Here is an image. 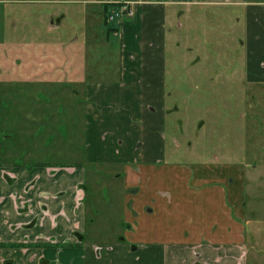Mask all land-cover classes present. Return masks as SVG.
Here are the masks:
<instances>
[{
	"label": "crops",
	"instance_id": "0c3cea01",
	"mask_svg": "<svg viewBox=\"0 0 264 264\" xmlns=\"http://www.w3.org/2000/svg\"><path fill=\"white\" fill-rule=\"evenodd\" d=\"M81 2L94 5L104 24L120 3L129 4L133 14L110 25L116 30L108 28L109 35L103 25L98 30L100 41L116 46L115 65L107 61L88 80L79 71L69 80L82 86L74 91L82 96L80 105L70 110L84 128L85 163L0 171V264H242L245 169L168 163L166 129L176 109L167 103L168 97L208 92L181 73L191 63L187 31L193 29V7L244 6L248 78L264 82V1ZM172 53L178 55L171 62ZM38 57L45 63L50 58L43 52ZM65 60L60 56L54 71ZM113 204L126 228L117 238ZM104 224L111 229L102 231Z\"/></svg>",
	"mask_w": 264,
	"mask_h": 264
},
{
	"label": "rangeland",
	"instance_id": "374dc122",
	"mask_svg": "<svg viewBox=\"0 0 264 264\" xmlns=\"http://www.w3.org/2000/svg\"><path fill=\"white\" fill-rule=\"evenodd\" d=\"M81 1L0 0V171L86 161L84 128L70 110L80 105L82 96L78 98L74 91L82 86L70 85L69 80L78 71L88 80L107 61L118 60L114 42L100 41L98 30L103 25L104 34L109 35L115 29L110 25L122 17L111 20L121 10L117 6L106 14L107 23H101L96 7ZM193 11V29L187 31L191 63L181 73L194 77L195 87L208 92L168 97L169 109L176 110L168 117L167 162L243 165L246 240L242 264H264V82L248 78L244 6L193 7ZM240 11L242 17L235 15ZM178 38L186 44L184 37ZM42 52L50 56L48 63L38 57ZM177 55L170 54V61ZM60 56L67 60L60 71H54ZM179 83L184 85L182 80ZM90 191L89 204L91 186ZM110 209V219L119 224L112 233L115 238L123 236L122 214L114 204ZM101 228L109 231L111 225Z\"/></svg>",
	"mask_w": 264,
	"mask_h": 264
},
{
	"label": "built area",
	"instance_id": "2783aa9c",
	"mask_svg": "<svg viewBox=\"0 0 264 264\" xmlns=\"http://www.w3.org/2000/svg\"><path fill=\"white\" fill-rule=\"evenodd\" d=\"M132 14H133V10H128L127 7H123L121 10L115 12L111 16V20L120 19L121 17L123 18L126 15H132Z\"/></svg>",
	"mask_w": 264,
	"mask_h": 264
},
{
	"label": "flooded vegetation",
	"instance_id": "af4514ba",
	"mask_svg": "<svg viewBox=\"0 0 264 264\" xmlns=\"http://www.w3.org/2000/svg\"><path fill=\"white\" fill-rule=\"evenodd\" d=\"M118 6L121 7V9H122L123 7H127L128 10H132L131 7H130V5L127 4V3H120ZM77 163H78V162H77ZM48 164H49V163H48ZM44 165H46V164H44Z\"/></svg>",
	"mask_w": 264,
	"mask_h": 264
}]
</instances>
